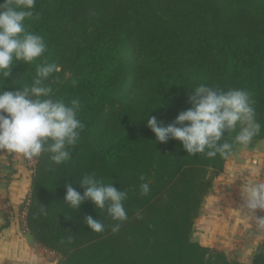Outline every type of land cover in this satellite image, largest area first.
<instances>
[{
    "label": "trees",
    "instance_id": "trees-1",
    "mask_svg": "<svg viewBox=\"0 0 264 264\" xmlns=\"http://www.w3.org/2000/svg\"><path fill=\"white\" fill-rule=\"evenodd\" d=\"M32 11L25 27L47 49L29 65H12L2 88L30 85L38 64L56 62L54 96L78 98L84 125L69 161L36 158L25 215L35 241L60 255L56 264H244L192 239L227 157H194L177 140L158 142L146 120L172 123L201 83L243 89L262 125L248 147L264 140V0H35ZM92 174L128 193V218L115 233L116 222L90 201L78 210L62 201L65 183L82 193L76 183ZM87 215L105 230H89ZM249 264H264V243Z\"/></svg>",
    "mask_w": 264,
    "mask_h": 264
},
{
    "label": "clouds",
    "instance_id": "clouds-1",
    "mask_svg": "<svg viewBox=\"0 0 264 264\" xmlns=\"http://www.w3.org/2000/svg\"><path fill=\"white\" fill-rule=\"evenodd\" d=\"M34 6L35 0L0 2V150L20 154L28 160L46 153L53 164L60 165L71 159V148L79 142L84 128L78 118L80 100L73 98L66 102L54 96L49 84V78L62 71L61 66L44 60L36 66L30 85L15 91L2 88L4 78L11 76L12 65L21 61L29 65L47 49L44 38L25 27L26 19L33 17ZM188 101L191 106L179 112L172 123L164 125L156 116L147 118L146 126L154 133L156 141L177 140L186 154L194 157L203 154L207 158L217 155L226 158L234 145L246 147L261 132L254 101L246 90L225 91L201 83L191 90ZM232 133H235L232 141L225 140V136ZM140 179L143 181L144 177ZM76 184L83 192L65 183L62 201L76 210L85 200L90 201L96 210L106 211L116 222L111 231H119L121 223L128 218L124 207L128 193L94 174L84 175ZM139 191L147 196L149 184L141 183ZM240 195L251 211L264 210V183L249 181L240 188ZM46 208L41 204L40 212L47 214ZM84 221L91 231L105 230V225L91 215L85 216Z\"/></svg>",
    "mask_w": 264,
    "mask_h": 264
},
{
    "label": "crops",
    "instance_id": "crops-1",
    "mask_svg": "<svg viewBox=\"0 0 264 264\" xmlns=\"http://www.w3.org/2000/svg\"><path fill=\"white\" fill-rule=\"evenodd\" d=\"M35 161L0 150V264L57 263L20 221ZM263 163L264 140L253 147H235L203 199L194 221L193 240L249 264L251 255L264 243V221L255 225L257 210L245 206L240 188L249 181L260 182Z\"/></svg>",
    "mask_w": 264,
    "mask_h": 264
},
{
    "label": "rangeland",
    "instance_id": "rangeland-1",
    "mask_svg": "<svg viewBox=\"0 0 264 264\" xmlns=\"http://www.w3.org/2000/svg\"><path fill=\"white\" fill-rule=\"evenodd\" d=\"M264 164V163H263ZM263 164H262V167H261V169H260V173H259V177H260V182L261 183H264V181L262 180V174H261V172L263 171ZM206 176L207 177H212V172L210 171V170H208L207 171V174H206ZM212 178H214V177H212ZM214 180L215 179H213V182H212V185H213V183H214ZM24 202V201H23ZM23 204V203H22ZM262 209H257V211H256V217H255V219H254V223H255V225L256 226H259V225H261L262 223H263V221H264V216H263V214H262ZM24 218L25 217H23V214H22V212H21V215H20V221H21V223H22V226L25 228L26 226H25V220H24ZM49 252L53 255V259L55 258V260H59V257H60V255L59 254H57V253H55V252H52V251H50L49 250ZM250 262V261H249Z\"/></svg>",
    "mask_w": 264,
    "mask_h": 264
},
{
    "label": "built area",
    "instance_id": "built-area-1",
    "mask_svg": "<svg viewBox=\"0 0 264 264\" xmlns=\"http://www.w3.org/2000/svg\"><path fill=\"white\" fill-rule=\"evenodd\" d=\"M261 174L263 176L262 180L264 181V164H263V171L261 172ZM27 205H28V199L26 197L23 204H22V208H21V212L23 214V217H25V215H26ZM24 220H25V218H24Z\"/></svg>",
    "mask_w": 264,
    "mask_h": 264
}]
</instances>
